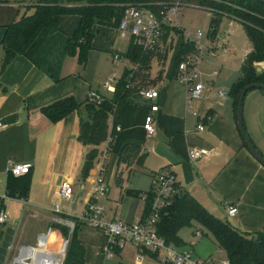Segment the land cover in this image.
<instances>
[{"label":"crops","instance_id":"obj_1","mask_svg":"<svg viewBox=\"0 0 264 264\" xmlns=\"http://www.w3.org/2000/svg\"><path fill=\"white\" fill-rule=\"evenodd\" d=\"M40 2L26 0L20 4L15 0H0V60L4 55L3 38L7 29L33 15ZM58 22L57 32L49 28L42 30L31 48L17 56L3 74L0 73V119L3 124L0 132V198L4 199L9 219L2 228L1 242L14 235V239L22 243L23 236L27 235L25 229L30 223L39 221L43 228L36 231L32 244H24L34 248L43 243L47 227L54 218L52 209L57 202L60 184L66 179L73 183V202H62L61 210H64L63 216L77 218L82 213L79 216L74 214L73 203L83 202L82 209H85L95 180L92 176L95 170L88 179L81 177L86 154L90 150L79 141L80 121L87 119V113L81 109L55 123L42 110L70 97L81 105L90 102V93L101 94L104 81L116 71L114 55L125 54L114 50L118 37L116 29L99 27L87 61L81 64L80 51L74 55L67 52L70 38L81 25L80 16H60ZM176 40L180 53L184 39L173 32L166 43L169 50L165 60H152L157 64V73L151 74L152 63L151 70L140 71L133 86L135 92L119 108L117 115L109 118V134L115 128V122L123 130L114 137L105 175L109 183L115 181L122 201L120 204H103L104 215L109 221L134 223L141 220L146 200L127 192L146 194L153 190L158 174L172 172L182 191L194 197L216 218L229 222L243 233L263 234L264 165L245 143L237 121L238 109L231 95V88L241 78L242 65L252 51V45L242 60L237 77L230 81L228 98L221 97L220 93L226 92H221L216 88L217 83L212 81L209 90L189 112L186 108V86L176 78V66L172 72L166 73L165 69ZM224 51H229L227 46ZM124 63L120 64L123 68L119 80L133 69L129 61ZM256 71L264 73V62L257 63ZM153 88L161 93L157 102L160 110L154 114L156 132L148 136L144 127L147 116L151 115V103L142 92ZM102 96L108 98L112 95ZM207 116L211 117L210 121H206ZM243 120L252 142L264 156L263 91H253L246 96ZM201 123L205 124L204 131H198ZM127 145L145 149L148 156L141 166L119 165L120 154ZM193 148L207 149L210 155L192 162L189 151ZM104 149L105 144L100 147V150ZM26 163L32 165L27 200L21 202L8 198L7 182L11 167ZM118 177L122 179L120 184ZM230 205L239 210L237 215L229 217L227 207ZM119 215L121 219L117 218ZM189 248L181 250L189 251ZM203 249L206 250H199L203 257L197 251L195 256L213 259L212 251L205 246ZM128 250L134 251L137 264H144L148 259L150 264H161L159 258L149 254H144L143 262L138 261L140 249L136 244H128L126 249L115 251L118 264H125L124 254ZM103 260L104 264L114 262L106 260L105 255ZM87 262L89 264L88 259Z\"/></svg>","mask_w":264,"mask_h":264},{"label":"trees","instance_id":"obj_2","mask_svg":"<svg viewBox=\"0 0 264 264\" xmlns=\"http://www.w3.org/2000/svg\"><path fill=\"white\" fill-rule=\"evenodd\" d=\"M135 1L150 2L151 0H41L33 15L24 17L20 22L7 29L3 38L4 55L0 60V73L3 74L17 56L25 54L31 48L42 30L49 28L51 31L57 32L59 30L58 18L60 16H80L81 25L70 38L67 52L70 55H74L77 50L80 51V63H86L98 28L110 27L117 29L124 16V5ZM221 1H225L228 4L200 1L203 5L211 8L210 12L213 18L209 29L210 39L214 41L217 38L222 19L227 14L243 25L247 38L252 45V51L244 59L241 78L231 88V95L238 109L239 100L246 86L257 83L264 84V73L259 74L256 71L257 63L264 62V3L259 0ZM169 33L170 31H168V35ZM176 33L182 35L184 39L181 45L182 49L176 59V69H178L182 61L196 51V47L185 41L183 32ZM168 35L165 38V44L168 41ZM168 50L169 48H166L165 52L146 53L131 41L128 52L122 55L132 65L140 64V67L136 73L133 70L127 71L120 79L116 91L111 97H105L101 104L88 102L84 105L77 103L73 97H70L42 110L46 117L55 123L60 122L65 116L73 112H79L81 109L87 113V119L82 118L80 121L81 130L79 136V141L90 148L81 170L83 180L90 177L99 161L100 147L106 143L109 136L110 125L108 122L110 116L114 114L116 116L119 108L135 92L136 89L133 86L137 77L140 76V71L151 70V63L154 58L158 61L165 60ZM114 125L115 128L110 134L115 137L116 122ZM147 156L148 154L142 146L127 145L120 154L119 165L141 166ZM9 174L7 197L21 202L26 201L30 174L21 177H15L10 172ZM121 180V177H118V184L121 183ZM127 194L135 198H139L142 195L137 191H128ZM145 199L146 206L143 219L150 216L155 200L153 192L146 193ZM3 202L4 199L0 198V210L6 209ZM62 217L76 223L74 233L71 235L69 227L59 224L51 225L54 233L49 247L53 250L60 249L61 243L68 240L69 236H71L65 264H86V246L78 238V233L83 227V223L75 217ZM193 221L204 227L214 237L220 249L227 253L231 264H264V233L251 235L237 230L229 222L218 219L208 212L203 205L188 193L183 192L181 195L174 197L172 205L163 211L156 228L158 234L165 239L166 243L169 245L174 244L181 249L187 245L180 237V233L188 228ZM3 227L5 226H0V242L3 237ZM146 254L149 253L146 252ZM153 257L156 258V256Z\"/></svg>","mask_w":264,"mask_h":264},{"label":"built area","instance_id":"obj_3","mask_svg":"<svg viewBox=\"0 0 264 264\" xmlns=\"http://www.w3.org/2000/svg\"><path fill=\"white\" fill-rule=\"evenodd\" d=\"M26 0H15L16 3H23ZM200 1L217 2L221 4H228L221 0H151L150 2L135 1L134 3L125 4L124 16L121 19L119 27L116 29L117 33L123 38H131V41L135 46H138L146 53L151 52H165L166 44L165 38L170 31L168 40L171 34L174 32H183L185 41L193 44L196 47V51L188 55L185 60L179 65L177 69L176 78L186 86V108L190 112L192 105L200 100L204 95V85L198 83L199 78L198 68L200 61L202 60V47L197 42L198 39L203 38V32H198L193 40L191 33L187 32L180 26L179 17L181 9L184 7L200 8L210 12L207 5H203ZM227 15V14H226ZM125 56L115 54L113 57L114 65L116 69L120 67V64L124 61ZM128 60V59H127ZM129 61V60H128ZM140 67V64L133 65V72L136 73ZM117 72H113L106 79L103 88L107 94L112 95L116 91V87L119 83ZM142 94L145 99L151 103V115L147 116L145 120V131L148 136H153L156 132L155 116L156 112H159L160 108L157 104L160 94L157 88L143 90ZM221 97L228 98L227 93H220ZM90 102L101 104L105 100V96L100 93L91 92ZM197 117V114H194ZM211 117L207 116L206 121H210ZM3 124L0 119V132L3 130ZM205 124H199L198 131H204ZM122 127L117 126L116 133L122 132ZM114 136L109 134L105 143V149L100 150V158L97 163L98 174L93 182V190L88 199V204L83 210L80 217L77 219L83 223V226H88L95 230H101L107 238V247L105 249V259L110 260L114 257L116 250H124L128 244H136L140 253L137 256L138 261H144V254L149 253L156 258H159L161 264H218L214 259H201L196 257L192 250H181L174 244L169 245L165 239L162 238L157 232V224L161 219L163 211L169 208L174 197L183 193L181 187L176 182L175 175L171 172H162L156 176L153 195L154 203L150 212V216L146 219L137 220L134 223H126L121 220L109 221L105 214V208L100 204L101 199L106 197L108 190L105 189V173L108 159L110 157V147L114 142ZM189 159L192 162L200 161V159L210 155V152L204 148H193L189 151ZM32 165L21 164L13 165L9 171L15 177H21L30 174ZM60 191L57 196V202L53 206V220L51 225L59 224L69 227L71 235L74 233L76 223L70 219L62 217L61 203L64 201H70L74 196L73 183L68 179L60 184ZM141 199L146 200V194L140 196ZM229 217L238 214L239 210L234 205L227 207ZM8 212L3 209L0 210V226L8 224ZM54 229L52 226L47 230V233L43 237L42 242H45V248L50 253H56L59 256L63 255L62 264H65V259L69 249L70 239L61 243L60 249H52L49 247L51 237ZM33 246L24 245L20 247L19 255L12 263L13 264H33L31 258L22 259L29 250H35ZM219 264H231L229 260L220 262Z\"/></svg>","mask_w":264,"mask_h":264},{"label":"rangeland","instance_id":"obj_4","mask_svg":"<svg viewBox=\"0 0 264 264\" xmlns=\"http://www.w3.org/2000/svg\"><path fill=\"white\" fill-rule=\"evenodd\" d=\"M211 12L200 8H190L184 7L181 9L179 23L180 26L185 29L187 32L191 33L193 40L196 37L198 32H203L204 36L201 39L196 40L200 47H202V60L200 61V65L198 68L199 78L197 79L198 83H202L204 85V95L206 91L209 90V86L212 81L216 82V88H220L221 92L229 93V84L232 79L237 77L238 71L241 68L242 60L251 47L250 42L247 38L246 31H244L243 25L234 21L232 16L225 15L222 19V23L219 28V34L216 38V41L212 42L210 39V23L213 17H211ZM116 44L114 50L118 53H126L128 52L129 45L131 43V38H122L121 35L117 34ZM179 43L177 40L174 43V50L171 51L169 57L166 61V73L172 72L176 66V59L179 54L178 48ZM227 46L229 51L225 52L224 47ZM185 60V59H184ZM124 64H128V60L125 57ZM122 62V63H123ZM153 67L151 70V74L157 73V64L153 61ZM123 68V66H122ZM122 68L116 69L118 74V78H120V72H122ZM105 83V81H104ZM103 83V84H104ZM261 91H256V93ZM102 95H107L105 90H101ZM95 174H93V178L97 177L98 174V165L96 164ZM97 171V173H96ZM105 189L108 190L106 197L101 199L100 204L106 205V203L118 202L120 204L121 195L120 189H118L114 180H111L109 183L107 181V177L105 175ZM109 183V185H108ZM127 182H125L126 186ZM90 186V185H89ZM92 190L94 188L93 185ZM91 190V192H92ZM73 199L70 201H64V203H72ZM84 204L83 202L73 203L72 210L75 215L79 216L82 213ZM64 213V210H61ZM68 212V211H67ZM119 219L120 215L117 217ZM52 221L47 227V230L50 228ZM31 225L25 229L27 235L23 236L21 240L22 243L18 240V242L14 239L15 236H10L5 242H0V264H13L12 261L18 257L20 247L24 244H32L34 237L36 236V231L41 230L43 228V224L39 221H35L34 223H30ZM34 225V226H32ZM6 226V225H5ZM46 230V232H47ZM78 238L82 243H85L87 248L85 261L87 259L89 264H104V255L105 249L107 245V238L103 231L95 230L90 227L83 226L79 230ZM181 238L183 242L186 243V248L190 247L189 250H192L195 255H197L196 251L200 254L201 251L206 250L203 247H208L213 256V259L218 262L227 261L228 256L224 250L220 249L219 244L215 241L214 237L204 228L201 227L197 222H192L188 228L184 229L181 232ZM71 239V236H69ZM22 244V245H21ZM195 244V247L192 245ZM45 246V242L41 243L39 247ZM38 247V248H39ZM1 250H3L1 252ZM58 250V249H57ZM44 254L48 255V252ZM200 256H202L200 254ZM203 257V256H202ZM125 264H137V260L135 259V254L133 250H128L124 254ZM113 263L108 262L107 264H118L117 259L112 258ZM144 264H150L149 259L144 262Z\"/></svg>","mask_w":264,"mask_h":264},{"label":"water","instance_id":"obj_5","mask_svg":"<svg viewBox=\"0 0 264 264\" xmlns=\"http://www.w3.org/2000/svg\"><path fill=\"white\" fill-rule=\"evenodd\" d=\"M259 1L264 3V0H259ZM258 90L264 92V84H261V83L251 84V85L246 86L243 89V93L241 95V98H240L239 104H238L239 108H238V112H237V121L239 123L240 131H241L242 135L244 136L245 143H246L248 149L251 150L252 154L259 161V163L264 165V156L259 150H257L254 143L252 142L250 135H248V133H247L245 123L243 120V110H244V102H245L246 96L250 92L258 91Z\"/></svg>","mask_w":264,"mask_h":264},{"label":"bare ground","instance_id":"obj_6","mask_svg":"<svg viewBox=\"0 0 264 264\" xmlns=\"http://www.w3.org/2000/svg\"><path fill=\"white\" fill-rule=\"evenodd\" d=\"M45 252H48L49 254L46 255L44 254ZM24 258H31L33 264H62L63 255L59 256L56 253H50L43 246L36 248L33 253L29 250V252L26 253L22 259H19V262H22Z\"/></svg>","mask_w":264,"mask_h":264}]
</instances>
